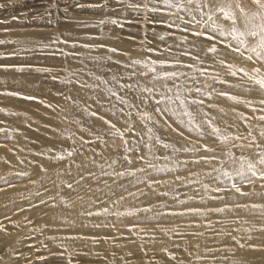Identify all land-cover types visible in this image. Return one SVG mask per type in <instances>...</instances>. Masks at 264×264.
Masks as SVG:
<instances>
[{
	"label": "rangeland",
	"instance_id": "rangeland-1",
	"mask_svg": "<svg viewBox=\"0 0 264 264\" xmlns=\"http://www.w3.org/2000/svg\"><path fill=\"white\" fill-rule=\"evenodd\" d=\"M143 2L0 0V41H4L0 44V264H68L69 260L71 264H264V207H251L264 206V186L259 180H229L212 171L232 169L224 155L228 147L216 141L210 129L202 130L201 139L194 130L181 129L171 114H159L160 126H153L152 135L191 151L173 153L157 146L159 159L149 158L155 165L150 169L140 160L148 151L144 147L148 133L136 107L131 109L133 133L125 132L133 149L129 152H124L119 136L109 134L108 125L91 115L96 112L124 131L128 120L124 113L129 110L113 109L115 97L110 103L105 91L113 86L112 74L131 71L122 66L131 54L144 60L151 53L172 51L177 58L171 61H181L178 70L186 74L181 83H196L188 79L196 77L202 91L211 93L210 99L203 97V106H192L197 122L207 111L208 119L225 134L246 137L251 130L264 145L259 136L264 122L256 119L260 113L218 95L227 92L253 101L262 96L245 83L246 78L241 79L243 73L226 75L220 59L250 73L260 65L223 44L218 45L217 54L206 53L210 30L199 38L181 32L180 28L189 26L179 20L173 23L169 12L174 10L165 8L162 0H149L150 7L160 9L155 13L127 6ZM113 19L119 25L112 24ZM96 27L104 31L91 35ZM63 29L78 31L83 38L74 34L66 39L58 33ZM34 34L38 36L29 37ZM104 35L107 43L94 40ZM184 36L186 42L181 39ZM87 37L94 40L92 44ZM108 48L117 51L108 52ZM82 52L96 74L83 66ZM96 56L95 63L91 58ZM198 69H208L207 76L218 75L226 83L205 79ZM98 71L109 84L96 79ZM139 79L148 82L147 76ZM84 83L89 87H81ZM9 92L19 95H6ZM133 96L128 94L130 100ZM156 107L150 100L148 110L154 115ZM164 129L173 137L166 138ZM251 138L236 141L245 146L231 148L232 155L255 159L259 149L248 146ZM201 144L215 148V153L195 151ZM205 155L218 159L193 163ZM138 168L146 171L134 176L115 174ZM150 181L158 183L149 187ZM233 183L244 195L232 188Z\"/></svg>",
	"mask_w": 264,
	"mask_h": 264
},
{
	"label": "snow or ice",
	"instance_id": "snow-or-ice-1",
	"mask_svg": "<svg viewBox=\"0 0 264 264\" xmlns=\"http://www.w3.org/2000/svg\"><path fill=\"white\" fill-rule=\"evenodd\" d=\"M165 8L170 11L169 15L173 17V23L175 20H179L180 24L189 27L180 28L181 32L188 31L194 37L205 36V34L210 30L211 34L206 35L207 41H209L208 47L205 49L206 53L217 54L219 49L218 45L223 44L225 49L231 48V50L240 56H243L246 61H252L255 65H260L253 67L251 73L249 70L243 67H238L234 64H228L224 59H220V65L227 69L226 75H231L232 77H237L239 73H243L241 79L246 78L245 83L250 85L259 91L262 96L256 101L244 99L241 100L235 95H231L227 92H220L218 95L226 97L228 100L243 103L251 109L252 112H259L260 114L256 117L260 122H264V0H162ZM134 11H145V12H158L155 6H149V0H144L142 4L140 3H130L127 5ZM104 23V21H101ZM114 25H119L116 19L111 20ZM122 26V25H121ZM177 27H179L177 25ZM182 41L186 42L187 37L181 38ZM60 43H66V41H57ZM4 41H0V44ZM87 47V46H85ZM101 47H104L101 45ZM108 52H116L115 48H108ZM110 59V58H109ZM197 59V57H193ZM118 63V62H117ZM127 71V75L121 73H113L110 80L113 86L105 89L107 92V98L111 103V98L115 97L116 103H112L111 107L117 109V111L123 112L124 109H128L125 115L128 116L126 121V128L121 131L116 127L114 123L106 119L104 116L99 115L96 112H92L91 115L97 116L103 121L104 124L112 130L109 134L113 136H119L124 144V152L132 151V147L129 145L125 132L133 133L134 123L132 121L133 107L137 108L139 113V119L144 124L145 129L148 133V141L144 142V147L148 149L145 155L140 156V160L145 163L147 168L154 169L155 165L151 164L150 159H159L156 154V147H162L165 150L171 149L173 153L177 152H189L190 148H177L170 142H166L161 135L153 136V126L159 127V121L157 116L162 113H169L171 116L176 117V122L181 129L187 128L189 131H195L197 136L201 139L203 138L204 132L202 131L205 127L210 129L211 133L221 145L228 147V151L224 152V155L229 157L231 164V171L224 170L223 167L213 168V172L221 173L224 177L229 180L239 177L241 181L247 183H252L255 180L261 182V186H264V145L257 142L256 138L253 137L252 131L249 130L248 135L240 136L234 133L225 134L222 130L212 123L208 119V112L203 111L201 113L203 119L197 122L196 116L194 115L192 106L204 105L203 97L211 98L210 92H203L198 86V80L196 77H188L189 80L196 81L189 85L188 83H181V78L186 74L179 71L178 69L182 66V62L179 60L169 61L167 59L152 60L146 58L144 60L131 59L128 63L122 65ZM185 67H192V65H183ZM20 70V69H18ZM201 77L205 79H213L217 83H226L225 80L217 77H209L206 75L208 69H198ZM148 77V82L143 83L142 77ZM97 80L104 84H109L108 79L97 76ZM127 81V82H123ZM171 82V84L169 83ZM81 87H89L88 84H81ZM99 87V85H95ZM175 89V91H173ZM193 91L195 95H192ZM214 91V89H213ZM125 93L121 96L119 93ZM134 94L133 99L128 98V94ZM6 95H19L17 93H6ZM158 97V98H157ZM24 99H34L33 97H23ZM154 100L156 108L153 111L148 110L149 101ZM142 104L144 107L140 108L136 103ZM118 105H122L123 108H118ZM160 105H164L163 108ZM257 105L259 107L257 108ZM212 107V105H208ZM113 115L116 113L113 112ZM245 121L247 117H243ZM168 128L172 125L164 122ZM235 127V126H233ZM176 131V128L172 129ZM261 139H264V129L259 133ZM252 137L248 146L251 147L255 145L259 151L255 154V159H245L244 157H234L231 153V148H243L245 145L236 143L242 139H248ZM231 142V143H230ZM230 143V147H229ZM203 150L205 153H215V148H210L206 144H201L200 148L195 149L199 152ZM68 155H72L71 152ZM62 156H57V159H62ZM127 159V157H125ZM164 159H169V156L165 155ZM218 159L215 155H205L200 156L198 159L194 160L193 163L204 162L205 164L211 163V161ZM114 164L115 161H112ZM131 163V161H129ZM224 163H227L225 161ZM43 170V169H42ZM145 168H138L135 171H121L116 172L117 176L123 177L125 175L134 176L137 172H145ZM211 176L212 173H207ZM179 179V177H177ZM143 182V181H142ZM158 183V181H150L151 183ZM69 188L72 187L71 184L68 185ZM232 188L239 193L244 195L241 191V187L233 183ZM216 191L221 189L217 188ZM236 207H241L237 204ZM244 207H248L244 205ZM252 208L264 207L259 205H251ZM108 210L104 209L106 213ZM217 212H222L224 209H216ZM91 215V213H89ZM264 230V229H262ZM241 247H244L241 244ZM71 264V260L68 261Z\"/></svg>",
	"mask_w": 264,
	"mask_h": 264
},
{
	"label": "bare ground",
	"instance_id": "bare-ground-1",
	"mask_svg": "<svg viewBox=\"0 0 264 264\" xmlns=\"http://www.w3.org/2000/svg\"><path fill=\"white\" fill-rule=\"evenodd\" d=\"M98 24V26H100V23H97ZM102 32V31H104V30H102L101 28L100 29H98L97 27H96V30H92V33H91V35H93V32ZM62 32V33H61ZM58 33H61V35L63 36V37H65L66 39H70V38H74V34H77V36H79V38H83L82 36L84 35H82L80 32H78L77 31V33L74 31V30H70V31H68V30H66V29H63L62 31H59ZM90 35V34H89ZM34 36H38L37 34H34V35H29V37L30 38H33ZM55 36V35H54ZM90 37H87L86 39H88L87 41H91L90 42V44H92L93 42L92 41H94V40H96V41H99L98 43H100V40H103V42L104 43H107L108 41H106V40H104L105 38H106V35H104V37H103V39H89ZM85 39V38H84ZM86 42V41H85ZM115 47H118L117 45L115 46ZM121 47V46H120ZM169 50V49H168ZM165 51V50H164ZM83 54H82V59L84 60V61H82L83 62V66H85L86 68H89V70L88 71H95V74H96V69H92V64H90L89 62H88V60H90V59H87V57L86 56H88V55H86L84 52H82ZM152 55H150L149 56V58L151 57L152 58V60H158V59H167V60H169V61H171V60H173V59H176L177 57H176V55H174L173 54V52L172 51H169V53H167V52H163L162 54H160V53H151ZM156 55H157V57H156ZM139 57V55L137 56V54H133V56H132V54H131V56H130V59H137ZM196 57H197V55H196ZM91 58V57H90ZM99 57H93V58H91L95 63L97 62V60H99L98 59ZM118 58H120V59H124V56H118ZM102 59V58H101ZM72 60V59H71ZM140 60H142V59H140ZM183 61V60H182ZM82 66V65H81ZM114 67H116V65L114 66ZM105 70V69H104ZM109 70V69H108ZM218 70V69H217ZM123 74V73H122ZM126 74V73H125ZM98 75H99V71H98ZM101 75V76H100ZM100 77H105L104 75H103V72L102 71H100ZM109 75V74H108ZM83 77H81V80H85V79H82ZM97 79V78H96ZM96 79L94 78V80L96 81ZM170 84H171V82H169ZM16 85V84H15ZM111 85V84H110ZM173 91H175V89H173ZM125 94V93H124ZM158 118V117H157ZM160 120H161V118H160ZM160 120H158V121H160ZM216 123H218V122H216ZM219 124V123H218ZM145 130V129H144ZM161 131V130H160ZM146 132H147V130H146ZM155 132V131H154ZM156 133V132H155ZM159 134V133H158ZM163 135L166 137V138H168V139H170V138H172L173 137V135H171V131H169V130H167V129H164L163 130ZM56 142V141H55Z\"/></svg>",
	"mask_w": 264,
	"mask_h": 264
}]
</instances>
